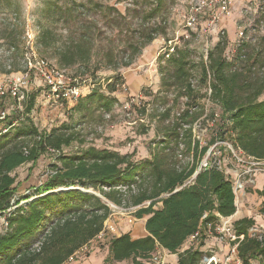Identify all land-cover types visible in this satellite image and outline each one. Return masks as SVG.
<instances>
[{"label": "rangeland", "instance_id": "1", "mask_svg": "<svg viewBox=\"0 0 264 264\" xmlns=\"http://www.w3.org/2000/svg\"><path fill=\"white\" fill-rule=\"evenodd\" d=\"M199 2L0 0V85L12 75L25 73V57L34 51L50 64L65 69L82 92L77 101H64L58 108L48 101L46 89L39 82L29 85L21 107L10 96L0 98V112L5 111L8 116L5 135H13L16 128L32 132L21 138L26 152L50 134V140L59 145L57 148L47 143L37 161L16 169L13 204L21 201L15 207L44 195L38 189L61 166V157L87 149L126 156L127 160L118 165L121 168L127 162L157 160L163 167L173 163L183 166L191 163L187 156L190 146L199 141L201 147L209 145L201 164L218 160L240 171L232 150L242 155L245 152L234 146L235 134L231 130L225 136L221 134V129L231 128L232 122L213 92V85L222 81L213 78L211 62L217 66L223 60L228 65L224 73L228 76L227 87L237 103L245 104L252 97L253 87L264 77V0H234L233 15L223 25L224 34L202 31L178 41L177 33L185 30V16ZM73 3L84 7L71 14ZM207 13L208 9H203L205 19L200 20L204 26ZM229 24L233 25L231 31ZM240 28L244 30L241 43L237 41ZM47 30L50 35L44 38ZM75 42L80 43L83 52L80 63L62 64L60 53ZM175 59L183 61L181 69ZM162 67L164 72L160 71ZM257 99L264 101V91ZM8 139L5 143L10 145L14 138ZM145 181L144 174L113 187L75 186L99 197L111 208L107 220L117 232L93 240L77 252L78 258L75 254L66 263L71 259L85 261L97 249L109 250L112 237L128 233L142 220L136 212L150 201L139 206L133 201ZM63 189L67 188L56 191ZM113 190L121 194V204L103 195ZM129 218L137 220L129 223ZM6 228L3 214L0 235ZM222 243L230 241L223 239ZM215 251L219 253L218 248ZM253 264L260 262L254 260Z\"/></svg>", "mask_w": 264, "mask_h": 264}, {"label": "trees", "instance_id": "2", "mask_svg": "<svg viewBox=\"0 0 264 264\" xmlns=\"http://www.w3.org/2000/svg\"><path fill=\"white\" fill-rule=\"evenodd\" d=\"M80 7L84 5L73 3L71 14H77ZM56 8L60 10V7ZM49 35L48 30L43 34L44 38ZM81 37L85 39L86 36ZM80 46L75 42L64 49L60 53L61 63H80L83 53ZM175 61L179 66L183 64L181 59ZM261 61L264 65V51ZM215 63L211 62L213 78L222 82L213 85V92L224 110L229 112L228 119L232 122L231 128L221 129V134L225 136L231 130L235 134L233 143L236 148L264 158V101L257 99L264 91V77L253 87L252 97L245 104H240L232 98L227 87L228 76L224 73L228 65L223 60L217 66ZM164 70L160 68L161 72ZM219 73H222L221 77ZM34 99L32 94L31 100ZM28 134L32 132L27 128H16L13 135L8 133L0 138V216L6 214L7 222L5 233L0 235V264H65L97 239L110 217L111 208L99 197L75 189V186L113 187L145 174L146 185L134 198L133 205L150 201L136 212L137 218H146L148 234L140 238H133L130 233L112 237L104 264L123 261L145 264L158 248L177 254V264H201L205 252L199 247L181 251L183 245L197 232L201 234L202 245L208 237L209 224L215 225L221 217H230L237 212V196L231 179L233 168L218 160L200 168L209 145L201 147L199 141L190 146L187 156L191 163L183 166L173 163L163 167L157 160L127 162L121 168L118 165L127 160L126 156L96 149L61 157V166L56 167L55 174L38 189L44 195L27 205L15 207L21 201L13 204L16 169L37 161L46 151L47 143L59 147L56 140H50V134L26 152L27 146L21 138ZM10 136L14 140L8 145L5 142ZM148 167L150 171L147 172ZM228 169L231 171L227 172ZM61 187L67 189L56 191ZM259 193L264 198V190ZM103 195L116 204L122 203L119 191L104 192ZM253 225L255 221L251 218H242L234 223L237 234H244L237 247L242 264H252L253 260L264 264V235L262 240L249 237L248 229Z\"/></svg>", "mask_w": 264, "mask_h": 264}, {"label": "built area", "instance_id": "3", "mask_svg": "<svg viewBox=\"0 0 264 264\" xmlns=\"http://www.w3.org/2000/svg\"><path fill=\"white\" fill-rule=\"evenodd\" d=\"M233 4L234 0H200L199 5L194 7L192 11L185 16L186 20L183 25L185 30L177 33V40H188L192 37L193 33L198 34L202 31H215L218 34H224L225 27L223 25L225 22H228L233 15ZM203 9H208L209 11L206 15L205 26L200 20L203 18L205 19L202 14ZM243 37L244 30L240 28L237 41L241 43L242 41H239V38L242 39ZM239 43H237L238 46H240ZM24 62L26 68L25 73H21V75H12L9 77V81L6 84L0 85V98L10 96L17 101L16 103L21 107V103L27 99L29 85L33 82L36 84L39 82V84L46 89L48 101L53 103L52 106H56V108L62 106L64 101L73 102L81 97V88L76 85L75 82L72 83V79L65 69L50 64L46 59L38 57L34 51L26 55ZM7 117L5 111L0 112V138L8 131L4 124ZM232 153L234 163L241 167L239 168L240 171L238 169H233L231 173L234 190L238 197L239 193L246 189L248 185L255 183V176L257 174H264V158H258L247 153L243 155L241 153L237 154L233 150ZM209 164H201L200 168H205ZM230 171L229 169L227 170V172ZM136 220V218H129L128 222L133 223ZM115 232H117V228L107 220L104 229L100 232L97 239H103L108 233ZM207 235L208 237H215L220 241L223 239L229 240L230 250L223 257L219 256V254L214 251L209 255L205 254L201 264H242L238 257L237 247L239 242L244 239V234H237L233 222L225 217H221L215 225H208ZM263 235L264 225L255 223V225L248 229V236L251 238L262 240ZM191 238L200 240L201 234L197 232ZM86 247L87 246L84 248ZM168 254L169 252L166 250L158 248L147 261V264H168L165 261Z\"/></svg>", "mask_w": 264, "mask_h": 264}, {"label": "crops", "instance_id": "4", "mask_svg": "<svg viewBox=\"0 0 264 264\" xmlns=\"http://www.w3.org/2000/svg\"><path fill=\"white\" fill-rule=\"evenodd\" d=\"M229 28L231 31L233 25L229 24ZM262 190H264V174L260 173L255 176L254 184L248 185L246 189H244L239 193L237 197V212L234 215L226 218L233 223H235L236 221L242 218H251L255 221L256 224L264 225V213L262 212L264 198L259 193ZM145 223H146V218L142 219L138 224L133 226L131 231H129L128 233H130V235L133 238H140L146 236L148 232L145 228ZM199 242L200 240H195L190 238L183 245L181 251H184L190 247H199L202 251L205 252L206 255H209L212 253V251L216 252L215 249L218 248L219 256L223 257L230 250V244H224L222 243V241L216 239L215 237H207V239L204 241L202 245H200ZM108 251H109L108 249L105 251H101L100 249H97L91 252V255L85 261L81 260L79 262L78 261L74 262V260L71 259V262L66 264H104V260L109 254ZM75 258H78L77 253L75 255ZM165 261L168 264H177L178 255L169 253L166 256ZM127 262L128 261L116 262V264H127ZM145 264L147 263L145 262ZM232 264H236V263H232Z\"/></svg>", "mask_w": 264, "mask_h": 264}, {"label": "water", "instance_id": "5", "mask_svg": "<svg viewBox=\"0 0 264 264\" xmlns=\"http://www.w3.org/2000/svg\"><path fill=\"white\" fill-rule=\"evenodd\" d=\"M63 190H65V189H63ZM56 192V191H55Z\"/></svg>", "mask_w": 264, "mask_h": 264}]
</instances>
